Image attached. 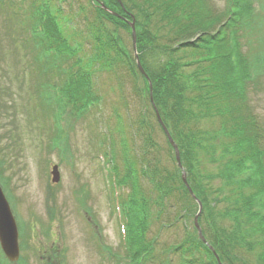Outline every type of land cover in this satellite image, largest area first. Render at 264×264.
I'll list each match as a JSON object with an SVG mask.
<instances>
[{
	"label": "rangeland",
	"instance_id": "rangeland-1",
	"mask_svg": "<svg viewBox=\"0 0 264 264\" xmlns=\"http://www.w3.org/2000/svg\"><path fill=\"white\" fill-rule=\"evenodd\" d=\"M34 1L0 0L3 6L0 12V185L20 230V262H10L0 244V264L184 262L181 251L174 244L183 238L196 240V235L199 234L198 229L194 228L196 216L189 210L187 216L174 223V217L167 214L173 224L162 223V218H157L159 207L162 208L164 204V211L167 213L175 206L157 202L158 206L153 201V184L141 177V166L137 161L143 147V134L140 135L137 130V123L141 112L147 113L148 103L142 90L143 82L132 68V58H140L137 49L133 48L131 26L129 25V29L119 27L120 22L111 19L110 14L121 19L124 17L105 6L104 2L107 1L104 0L99 1H102L101 6L108 13L104 11L102 14L91 5L90 0L44 1L48 2V8L50 7L52 15L58 21L57 29L68 40L67 48L62 47L66 53L63 61L68 76L74 79L71 81L72 85L80 83L85 69L84 81L77 93L78 108L84 106L86 111L81 110L74 115L77 104L72 106L64 103L66 119L58 120L61 111L52 114L49 111L53 108V102L59 103L62 98L47 97L44 102L41 97L38 88L41 82L49 84L50 74L44 70L41 61L36 59L38 45L24 33L36 19L34 12L37 9L30 6ZM196 2L197 7L206 12L222 14L220 18L224 21L230 14V0ZM239 2L247 19L235 35V47L241 59L250 65L251 76L246 79L247 72L243 74L244 62H241L239 93L227 106H234L232 113H236L235 116L243 121V127H253L255 134H260L258 139L261 144L258 146L261 158L253 160L256 167L251 171L258 182H253L251 188L247 187L245 193L255 195L254 210L258 208L264 215V0ZM40 3H43L42 0ZM128 21H135L136 27V19ZM104 28L113 31L116 38L121 39L120 46L126 51V57H123L121 52H117V48L111 46L107 55L115 64L109 68L106 65L101 67L94 60L97 48L95 40ZM16 30L19 33L16 34ZM29 34L32 36L31 31ZM49 53L50 50L45 56H49ZM258 58L262 61L258 62ZM141 67L146 75L139 67L136 69L146 79L149 78V86L151 84L154 89L148 73ZM53 72L56 73V69ZM59 80L60 77L55 76L52 84ZM215 121L218 122L219 119ZM232 123L230 120V130L234 129L233 124H237L236 121ZM254 125L260 129H256ZM151 126L154 138L160 145L162 160L168 169L172 171L175 165L180 167L171 158L160 126ZM211 126L210 123L205 124V127ZM172 149L174 150L173 146ZM221 149L219 146L218 151ZM54 166H57L59 173L57 182L52 181ZM111 166L113 173L109 175ZM132 167L134 176H139L137 187L131 183L123 184L126 173ZM211 168L215 172L220 171L219 167ZM248 171L247 174L250 173ZM110 177H115L119 184L118 188L115 187L118 189L117 197L113 194ZM136 191L138 196L141 197L143 193L149 200L144 202L143 207L147 226L145 239L147 243L154 241L150 252L137 261L131 260L123 248L124 232L120 214V205L125 206L129 195L135 199ZM257 194L259 195L256 196ZM174 196L178 197L175 200L184 210L183 199H179L181 192L174 191ZM118 201H121L120 205H117ZM200 215L198 223L205 237L199 221ZM131 216H134L132 212ZM108 249L110 255L107 253ZM203 249L196 246L192 256H196L200 264H211L209 255Z\"/></svg>",
	"mask_w": 264,
	"mask_h": 264
},
{
	"label": "trees",
	"instance_id": "trees-1",
	"mask_svg": "<svg viewBox=\"0 0 264 264\" xmlns=\"http://www.w3.org/2000/svg\"><path fill=\"white\" fill-rule=\"evenodd\" d=\"M44 1L46 0H42L41 4L40 0H35L30 5L37 9L34 12L36 19L26 31L32 32L30 38L38 45L36 59L41 61L44 70L50 74V82H47L49 84L41 82L38 88L40 94L49 99L54 97L56 85L68 72L63 61L66 55L63 48H67L68 40L63 38L57 29L58 21L52 15L50 7L48 8V2ZM104 1L105 6L124 17L121 19L110 14L111 19L120 22L119 27L127 29L128 20L136 19V49L141 64L154 86L153 103L156 104L163 122L179 147L188 182L203 204L199 221L205 238L214 247L223 264H264V215L258 208L254 210L255 195L245 193L247 187L251 188L253 182H258L251 171L256 167L253 160L261 158L258 146L261 144L258 139L260 134H255L253 127H243V121L235 116L236 113H232L234 106H227L239 93V68L241 62H244L235 47V35L247 19L243 15L241 2L230 0V14L224 21L220 18L222 14L214 15L198 8L196 0ZM90 2L99 9V14L105 11L100 4L102 1ZM2 7L0 3V12ZM105 28L96 37L94 60L98 61L101 67L106 65L109 68L115 63L109 59L108 49L114 46L123 57H126V51L120 46L121 39ZM15 32L19 33L18 30ZM49 50V58H45ZM257 61L261 62L262 59L258 58ZM249 67L250 65L244 62L243 74L247 72L246 79L251 76ZM132 68L143 82L142 90L148 103L147 113L141 112L138 127L136 126L140 135L143 134V147L141 155L137 158L141 166L140 174L144 180L153 184V201L168 203L170 207L175 206L165 213L162 204L157 213V218H162V223L172 225L173 220L171 221L169 216L174 217V223L187 216L189 210L195 217L199 205L183 183L182 169L175 165L171 171L162 160L160 145L154 138L151 125L157 124L164 134L165 131L151 101L149 79L136 69L138 67L135 57L132 58ZM55 69L56 73L53 72ZM84 70L78 85L71 84L64 92L58 93L57 98H62L61 107L58 108L63 113L66 112L64 103L72 106L77 104V107H74L77 112L85 108H78L77 93L84 81ZM55 76L60 77V80L52 84ZM216 119L219 121H215ZM230 120L237 123H232L233 130L228 127ZM220 121L222 124H219ZM206 123L212 126L205 127ZM254 127L260 129L256 125ZM165 137L175 163L174 150L166 134ZM219 146L222 147L221 151H218ZM218 152L223 154L218 155ZM214 166L219 167L220 171L215 172L211 168ZM247 170L250 173L247 174ZM133 173L132 167L126 173L123 184L131 183L137 187L139 176H134ZM176 183L179 185H175ZM176 190L181 192L179 199H183L184 210L175 200L178 199L174 196ZM147 201L149 200L145 194L142 193L140 197L137 192L136 198L129 195L123 206L127 220V255L131 260L137 261L142 255L150 252L154 243H147L145 239L147 226L143 207ZM157 204L159 206V203ZM131 212L134 216H131ZM196 237L195 241L183 238L174 244L175 248L181 251L185 262L180 264H200L197 257L192 256L193 249L198 245L209 255L211 264H219L214 253L201 241L199 235Z\"/></svg>",
	"mask_w": 264,
	"mask_h": 264
},
{
	"label": "water",
	"instance_id": "water-1",
	"mask_svg": "<svg viewBox=\"0 0 264 264\" xmlns=\"http://www.w3.org/2000/svg\"><path fill=\"white\" fill-rule=\"evenodd\" d=\"M130 26L132 28V36H133V44H134V49L136 50V38H137V33H136V27H135V21L130 22ZM137 58V64L138 67L140 68L141 72L144 73V70L142 69V65L140 63V60ZM148 78V77H147ZM149 79V78H148ZM150 90H151V101L153 103V97H152V86L150 84ZM154 105V104H153ZM156 115L157 118L163 127L165 134L170 142V144L173 146L174 151H175V157L178 165L183 169L182 162H181V155H180V150L178 145L176 144L175 140L173 139L170 131L168 130L167 126L162 120V117L158 111V109L155 107ZM53 181L57 182L59 181V173H58V168L57 166L53 167ZM182 180L183 183L186 185L188 190L190 191L192 197L199 203V213L195 217V226L199 231V236L200 238L210 247V249L213 251V253L216 255L218 261L220 264V258L216 251L214 250L213 246L208 243L206 238L203 236L202 231L200 229V225L198 223V217L203 209L201 201L196 197L194 194L191 186L189 185L188 179H187V174L185 170L183 169L182 171ZM19 232H18V226L16 223V219L13 215L12 209L10 207V204L5 196V193L0 185V244L1 247L5 253V255L8 257V259L12 262H15L19 258Z\"/></svg>",
	"mask_w": 264,
	"mask_h": 264
}]
</instances>
